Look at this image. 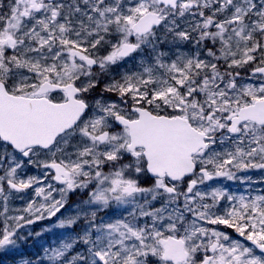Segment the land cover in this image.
Masks as SVG:
<instances>
[{
  "label": "snow or ice",
  "instance_id": "snow-or-ice-1",
  "mask_svg": "<svg viewBox=\"0 0 264 264\" xmlns=\"http://www.w3.org/2000/svg\"><path fill=\"white\" fill-rule=\"evenodd\" d=\"M0 264H264V0H0Z\"/></svg>",
  "mask_w": 264,
  "mask_h": 264
}]
</instances>
